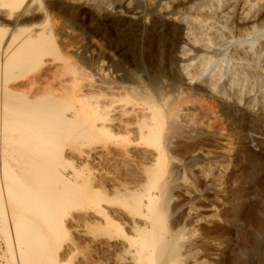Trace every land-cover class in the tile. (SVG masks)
Here are the masks:
<instances>
[{"label":"bare ground","instance_id":"bare-ground-1","mask_svg":"<svg viewBox=\"0 0 264 264\" xmlns=\"http://www.w3.org/2000/svg\"><path fill=\"white\" fill-rule=\"evenodd\" d=\"M36 1L0 0V264H184L188 249L182 250V231L169 225L168 208L172 173L185 169L194 176L196 168L185 167L171 147L176 135L196 128L186 107L188 96L196 95H186L188 80L209 70L214 61L207 53L227 39L213 22L249 34L264 25V2L159 0L154 6L145 0L156 10L150 18L148 8L130 0H120L112 12L85 0H50L60 12L81 16L84 29L95 15L105 31L90 30L91 37L123 39L115 51L124 56L125 75L108 76L101 61L92 67L96 81L72 76L68 86L57 74L60 68L68 73L66 64L55 62L62 52L55 33L68 30L48 27L49 13L41 24L32 23L45 9L34 7ZM139 25L151 28L150 48L166 45L164 37L177 26L174 55L184 79L172 89V78L151 89L131 78L134 58L127 53ZM196 48L204 53L191 56ZM257 51L250 45L236 54L241 69H233L234 83L259 81L252 66ZM70 64L75 75L79 68ZM51 77L60 78L57 88L64 85V93L50 90L56 83ZM200 105L214 116V106ZM199 153L200 167L225 168L211 149L202 145ZM211 181L218 185L220 178Z\"/></svg>","mask_w":264,"mask_h":264},{"label":"rangeland","instance_id":"rangeland-1","mask_svg":"<svg viewBox=\"0 0 264 264\" xmlns=\"http://www.w3.org/2000/svg\"><path fill=\"white\" fill-rule=\"evenodd\" d=\"M85 1L98 8L106 7L112 12L120 0ZM152 1L156 6L159 0ZM261 1L264 2V0ZM130 2L132 5L140 4V6L148 8L150 18L156 13L155 8L152 9L145 0H130ZM60 3L63 2L60 1ZM55 4L50 0H37L34 7L39 8L40 6L42 9L41 6H43L47 12L42 9V12L40 11L41 13L35 16L36 19L32 23L39 25L44 21L45 15L50 16L49 14H51L48 27L55 29L56 32L59 27H65L68 30L64 35L55 33L57 46L63 52L55 62L61 67V64L67 65L65 62L68 61L67 66L71 63V67L74 65L80 70L78 69V72L76 71L73 75L70 74L72 71L68 69L70 67L65 65L69 74L64 70L65 73L62 74L63 71L59 72L62 70L60 68L57 74L61 75L62 80H65L62 81L63 84L68 85L67 80L72 76L83 77L91 82L96 81L97 75L92 67L101 61L105 64L108 76L113 77L119 72L122 76L125 75L127 71L124 70V56L115 51V45L123 39L119 41L117 37H111L109 34L91 37L90 30H99L102 33L105 31L104 25L97 20L95 15H89L87 19L92 18L89 20L91 24L88 29H84L81 27V16L74 13L64 14ZM222 21L215 20L216 26H218L215 27V22H213V30L218 28L217 30L222 35L226 34L224 35V39L227 38L225 39L226 43L224 42L226 45H213L211 48L213 52L210 50L207 53V55L211 54L214 61L209 66V70L202 76L196 77V80H188L190 88L186 91V95L191 90L192 93L188 95H195L193 92H196L197 95L195 97L187 95L189 98L186 97L189 100H194H188V102L186 99V103L191 104H187L186 107H190V112L193 111L191 112L193 119L191 116L190 119L193 122L196 121V128H194V132L187 130L186 133L181 132L176 135L171 147L174 154L183 160L185 167L196 164V168L193 169L194 176L185 169L184 172L183 169H180L175 170L174 174L172 173L174 180L171 181L169 188L168 222L172 228L175 227L174 229L177 230L179 228L180 232L182 231L181 242L184 245L182 250L187 251L188 249L185 253L189 256L184 264H264V86H262L264 83V67H262L264 65V25L249 34L244 35L239 32V35L237 31L233 34L230 30L232 28L230 23L227 25L225 21V24ZM223 25H226L229 30L224 29ZM148 27L146 25L138 26V34L132 47L130 46V51L128 50L127 55L134 58L130 76L136 82L148 86V89L161 87L164 81L172 78L171 81L169 80V82H174V85L172 84L173 86L170 87L172 89L178 84L177 81L184 79V74L177 65V57L174 55L178 35L177 26L174 27L170 36L164 37L166 45L157 46L154 44L152 48L149 47L147 38L151 32V28ZM227 36L229 38L232 36V40ZM229 41L231 44H227ZM77 44L81 45L80 50H77ZM247 44L258 50L259 56L257 55L252 61V66L260 76H258L259 81L255 83L249 80L242 84L241 80L234 83V70L241 69L240 65H236L240 62L237 60L239 58H236V54L239 57L243 50L249 47ZM73 46L77 52L79 51L78 53ZM197 53L204 52L196 48L192 50L191 56H196ZM36 72L37 70L26 74L22 79L25 80ZM216 72L220 73L218 77L220 82L218 78L212 80ZM56 79L53 78L51 82H56ZM57 81L61 84L60 78ZM58 82L55 83L56 86L54 83L53 85L51 83L50 86L49 83L48 87L50 86L49 88L53 92L58 91L57 94L64 93V85L61 86L62 90L61 88L58 90L60 87ZM28 84L26 83L28 88L23 86L25 90L30 88L31 85ZM244 85L246 86L244 87ZM52 87L54 89H51ZM196 98L198 99L196 100ZM202 103L214 106L213 118L202 112L200 105ZM202 145L204 148L212 150V155L221 161L222 168L225 166L222 171L217 168L216 170L214 167L213 169H211L212 167H200L201 154L199 150ZM107 167L109 166L107 165ZM203 172L206 174L203 175ZM214 177L220 178L218 185H212L211 180Z\"/></svg>","mask_w":264,"mask_h":264}]
</instances>
